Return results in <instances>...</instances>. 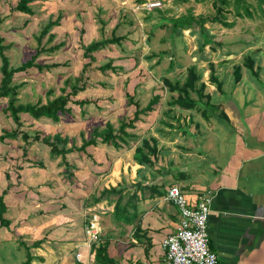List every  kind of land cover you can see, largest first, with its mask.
<instances>
[{
	"label": "crops",
	"instance_id": "crops-1",
	"mask_svg": "<svg viewBox=\"0 0 264 264\" xmlns=\"http://www.w3.org/2000/svg\"><path fill=\"white\" fill-rule=\"evenodd\" d=\"M0 1L5 7H10V12L11 9L18 12L14 9L20 0ZM64 1L62 4L61 0H35L30 4L33 15L19 12L21 16H18L24 17L22 26L31 22H38L40 26V19L43 22L48 19L41 26L42 29L50 21H56L59 15L62 17L59 24L46 35L47 40L42 45L48 55L43 56L45 62L38 64L59 65L45 70L49 73L65 67L66 63H61V60L48 61L54 56V52H49L51 47L46 45L50 34L61 41V37L73 31L72 26L75 29L85 23V19L78 17V14L75 17L73 13L79 0ZM156 25L157 22L152 24L155 30L158 29ZM91 39H94L92 35ZM231 43L226 45L223 53L218 54L222 58L212 62L222 87L218 90L215 85L207 84L206 94L211 97L212 106H217L210 113L203 114L201 111L204 109L170 107L169 101L177 94L155 85L129 84L125 91V85L121 90H111L108 85L93 86L88 83L84 91L72 98L68 107H79L81 110L92 104L101 108L103 101L100 100V92L103 95L107 89L108 101L114 100L112 108L102 111L107 114L103 124H100V116H90L87 121L80 119L74 123L83 137L80 143L75 144L78 148L84 139L92 137L94 129L103 130L110 123L117 133L122 121L129 123L134 119L137 108L128 104L127 93L134 97L135 103L141 105L140 109L148 106L154 96L161 99L153 112L141 115L135 127L126 130L135 137L127 144L120 143L116 147L104 144L98 138V143L85 151L75 150L68 154L67 157H73V164H69L68 172V167L59 169L58 174L68 173L62 176L63 181L52 184L35 178L34 173L38 174L42 169L31 167L34 161L29 156L25 157L27 166L20 172L18 182L8 169L2 172L0 196L9 185L12 188L4 197L7 206L4 218L11 224L10 227L0 224V264H25L28 254L30 264H95V247L100 240L90 244L85 229L94 217H98L101 239L103 215L112 221L111 230L105 237L111 240L109 256L116 264H162V243L176 231L181 221L178 207L166 200L168 189L172 186L179 187L193 205L202 196L212 197L208 230L210 248L218 256V264H264V84L261 82V78L264 80V52L260 48L245 52L246 46L243 49L237 47L240 42ZM223 44L219 45L221 49ZM207 47L212 52L217 51L216 47ZM62 48L66 47L62 46L55 53ZM208 53L205 58L202 57L208 66L207 70L201 68L204 78L205 75L209 78L210 59L217 55L213 53L209 56ZM248 54L254 55L256 61L255 55L259 57L256 73L244 68L243 78L235 83L234 68L243 65L241 58L245 59ZM260 54L263 55L261 58ZM193 56L197 62L201 57ZM177 58L181 60V57ZM186 59L190 58L186 56ZM163 60L160 54L157 62L162 61L168 68L171 60ZM193 64L196 63L185 65L184 69ZM181 69L182 64L176 61V72ZM164 71L167 69L161 73ZM64 82L67 83L68 79ZM22 83L25 85L20 91L26 86L25 82ZM71 85L68 82L67 91ZM64 88L65 85L60 88V95ZM47 101L38 102L46 104ZM79 101L88 104L81 108ZM124 108L127 110L125 115L120 110ZM83 112L86 114V111ZM43 120L57 125L60 123ZM88 129L90 133L86 135L83 130ZM61 135L66 137L65 134ZM151 138L157 142V156L152 157L153 164L140 165L135 160L136 148L144 139ZM29 172L32 173L25 175ZM69 173L74 175L72 180L68 179ZM111 187L122 190L120 220L115 218L118 196L97 201L101 192ZM79 255L81 258H78Z\"/></svg>",
	"mask_w": 264,
	"mask_h": 264
},
{
	"label": "rangeland",
	"instance_id": "rangeland-1",
	"mask_svg": "<svg viewBox=\"0 0 264 264\" xmlns=\"http://www.w3.org/2000/svg\"><path fill=\"white\" fill-rule=\"evenodd\" d=\"M61 1L62 4L65 2L64 0ZM156 1L162 3L159 10L163 12L166 18L179 17L189 12L195 15L215 14V9L211 0H79L73 13L75 17L78 14V17L81 16L85 19L84 25L80 27L77 26L75 29L72 26L73 31L61 37V41L59 38H55L52 43L46 44L48 47H54L60 43L65 44V49L62 48L60 52L56 53L54 51L53 58L48 60H61V63L66 62L65 67L52 70L50 73L47 72L49 70H44L43 73H40L32 69L27 74H17L15 77L16 83H26V86L20 91L19 97L21 103L36 104L39 100L45 103L47 99L50 100L60 95V88L66 85L64 80L68 79L69 85H71L74 82V78L76 79L77 76L81 75L82 65L89 62V60L85 59L83 56L85 47L93 41L101 40L104 37H111L115 28V34L118 37L126 36L127 39L122 42L121 46L118 44L111 45L94 54L96 60L88 73V83L90 85H108V88L111 90H121L125 85V91L129 84H131L130 86L147 85L151 87V85H155V87H165L163 79L168 78L174 80L177 77H182V74L186 73L184 69L185 65L196 63L199 68L207 70V62H205V60L203 61L202 57L205 58L207 52L210 53H208L209 56L215 53L217 55L213 56L214 58L210 59V61L214 63L217 62L219 58H222V56H218V54L223 53V50L227 49L226 45L233 44L231 43L233 41L240 42V45L237 46L240 49L246 46L245 52H252L257 48L262 49L264 52V5L261 4L260 0H246V3L251 6V16H242L239 18L234 15H229L228 20L234 22V27L231 29L223 28L219 24H207V28L210 29V36L214 37L217 43H225V45L223 44V49L215 43L214 47L217 48L216 52H212L209 47H207L204 52H200L199 44L202 41V37L199 34H193L190 30L184 32V37H178L172 40L169 35V30L162 28L153 29L152 24L156 22L159 24L162 20L158 13L159 10L149 9V5ZM232 2H234V0H232ZM233 5L234 4H231V9H233ZM62 7L60 6L59 9ZM242 8H244V6H242ZM8 9H10V7H5L0 1V20L1 18L3 19L0 21V33L5 39L4 45H10V49L6 50L5 53L10 58L12 66L16 67L31 59V57L36 54L37 49H41L43 43L46 42V36L43 37L40 44L38 38L42 30L41 26H43L48 19L45 22L40 19L39 22L42 23V25L40 23V26L38 22H31L29 25L22 26L24 17H18L21 16L19 12L15 13L12 9L10 12ZM151 11H154L152 14L154 15L153 21H149L147 18L148 13ZM91 35L94 39H91ZM164 38H166L165 41H163ZM164 51H168L170 54L164 55L163 61L169 62L172 56H174V58L176 56L175 60L177 63L182 64V71L176 72V69L170 71L169 67L167 68V66L164 65L165 63H161L162 65L157 64L156 56L151 58L152 53L159 56V53L162 52L163 55ZM194 54L201 56L198 62L197 58H193ZM45 55L47 56L48 54H41L36 60V63L45 62ZM186 56L190 59H186ZM255 56L257 57V62H259L258 55ZM259 56L261 58L263 55L260 54ZM177 57H181V60H178ZM120 60H123V62H119ZM111 61L114 66L121 68L118 70V73H114L111 70L102 73L98 70L100 66L106 65ZM241 61H244V57L241 58ZM166 69L167 71L161 73V71ZM1 78L2 75L0 72V82ZM203 80L206 84H211L206 75ZM261 82L264 84L262 78ZM50 89L54 91V94L48 96L47 93ZM108 92L109 89L103 91V95L102 91L100 92V100L103 101V103H101V108H98L95 104L87 106L83 110L79 109V107L72 108L70 113L61 115V121L58 125L43 120L47 118L36 120L30 115L22 114L21 119L23 126L20 128V131L27 132L32 139L35 137L40 139V136H53L59 133L65 134V136L69 138L68 148H70L80 143L83 138L80 136V130L75 128L74 123L79 122L80 119L81 121H87L90 119V116H100L99 119L102 121L100 124L104 123L107 114H104L102 111H107L108 108H112L114 102V100L108 101L110 99L106 97ZM6 107L7 99L0 98V136L3 134L4 130H15L17 128L13 120L5 112ZM202 108L204 109V107ZM215 109V107H211L208 112L210 113ZM120 110H122L121 113L123 115L127 112L125 108ZM83 111H86V114H84ZM89 131V129L83 130L86 135ZM88 137L90 136L88 135ZM39 139L38 141L34 139L31 145L28 146V156L31 158V161H34L36 164L40 162L43 164L45 163L48 168L44 165V170L42 168L38 174L34 173L36 176L35 178L38 180H46L47 182L50 181L52 184H54V182L56 184L58 180L63 181L62 176L68 173L62 172L58 174L61 167L63 169L67 168L63 165L62 157L58 156L52 160L50 157V148ZM62 146V144H59L60 148ZM24 148V142L21 139L15 141L6 140L5 142L0 141V175L8 169L12 177L14 179L16 178L18 182V179L21 178L20 172L23 171V167L27 166L28 161L23 156ZM67 161L69 164H73V157L69 155ZM31 173L32 172L25 173V175ZM17 175H19L18 178ZM111 223L112 221H110L106 215L102 216V238H107L105 236L107 235L106 233L111 230ZM110 235L111 234L108 236ZM3 253H5V251Z\"/></svg>",
	"mask_w": 264,
	"mask_h": 264
},
{
	"label": "trees",
	"instance_id": "trees-1",
	"mask_svg": "<svg viewBox=\"0 0 264 264\" xmlns=\"http://www.w3.org/2000/svg\"><path fill=\"white\" fill-rule=\"evenodd\" d=\"M35 0H20L18 5L15 7V11L25 13L28 15H33V11L30 8V4ZM200 1V0H199ZM212 5L215 9V14L213 15H195L192 12H189L186 15H181L175 18H166L163 15V12L159 10V16L161 21L158 25V28L169 30V35L172 40L178 37H184L183 34L185 31L190 30L193 34H199L202 37V41L200 42L199 51L204 52L207 46H211V48H215L214 44H218L222 46V43H217L215 38L210 36L209 28H207V24H219L224 28L231 29L234 26V22H230L228 20L229 15H234L236 17L241 18L242 16H251L250 5L246 3V0H211ZM261 4L264 5V0H260ZM231 4L233 5V9H231ZM244 6V8H242ZM243 10V11H242ZM243 12V14H242ZM154 11L148 13V20L152 21L154 15H152ZM164 17V18H163ZM61 16L57 18L56 21H50L40 32V36L38 38L39 44L41 43L43 37L51 32V30L57 26L61 20ZM155 29V28H154ZM116 30V28H115ZM115 30L112 33L111 37H104L101 40H96L91 42L84 49V58L88 59L89 62L84 65L81 75L76 78L73 84L69 87L70 92L67 91L68 82L65 85V88L62 89V94L57 96L53 100H48L46 104H42V102H38L37 104L31 103H21L19 99L20 89L25 85L24 83H15L14 78L16 74L26 73L32 68H37L40 72L44 70H51L53 68L59 67L57 64L43 65L36 63L38 57L46 52L47 49L41 47L37 49L36 54L31 57L28 61L22 63L20 66L14 67L11 64L10 58L6 55L5 51L9 48V45H4L5 39L2 37L0 33V72L2 75L0 82V98L7 99V107L5 108V112L9 115V117L13 120L17 128L15 130H4L3 134L0 136V141L5 142L6 140H18L21 139L24 142V152L23 156H28V146L31 145L32 141L35 139L38 141V137L32 139V137L27 132L20 131V128L23 126V122L21 119L22 114H29L36 120H40L42 118L51 119L54 122H60L61 115H66L72 111V108L68 107L69 103L72 102V98H75L80 92L84 91L88 85L89 80V70L92 67L93 63L96 60L94 56L98 51L109 47L111 45L118 44L122 45V42L127 39L126 36L118 37L115 34ZM56 38V35L50 34L48 43H52ZM166 38L163 39L165 41ZM63 43L55 45L54 47L49 48V52H54L59 50ZM162 54V52L160 53ZM159 54V55H160ZM170 54L168 51H164L163 55ZM173 54V53H172ZM159 57L156 54L151 55L152 57ZM171 59L169 70L174 71L176 69V61L174 60V56ZM162 61H158L157 64H161ZM256 58L252 54L246 55L244 59L243 65L235 66V83H238L243 78V69L246 68L251 72H255L256 67ZM118 68L114 66L113 62L106 65H102L98 68L102 73L111 70L114 73H118ZM209 80L212 85H215L218 90L222 87V81L220 80L216 66L214 63H209ZM186 73L182 74V77H177L174 80L164 78L163 83L165 88L170 93L177 94L176 97H172L169 101V106L172 108L179 107L184 110H195V109H203L201 112L205 114L208 112L212 106L211 97L206 94L207 84L203 80L204 73L201 68L198 67L197 64H193L188 66L186 69ZM54 94V91H49L47 93L48 96ZM197 96V97H196ZM127 99L129 105H135L137 111L135 112L134 119L129 123L122 121L115 133L113 125L108 123L106 128L101 130L99 128L94 129L92 132V137L89 140L84 139L81 147H76L75 145L68 148L69 138L63 137L61 134H55L53 136H44L40 139L45 145L51 148V157L56 158L58 156L62 157L63 165L68 167L67 172L71 165H69L67 161V155L78 151H85L89 146L96 145L98 143V138H101L102 143L104 144H112L116 147L120 145V143L127 144L128 141L134 139L135 137L132 134L126 132L128 128H134L135 122L140 119L141 115H148L149 113L154 111V106H156L160 102V97L154 96L148 106L140 109L141 105L134 101V97L128 95ZM79 105L81 108L88 104L86 101H79ZM204 104V106L202 105ZM206 105V106H205ZM169 112V110H168ZM59 144L63 146L60 148ZM158 153L157 142L151 139H144L142 144L136 148L135 160L140 165H150L153 164L152 157H156ZM31 167L44 168L43 163L36 164L35 162L31 164ZM21 169V167H20ZM73 173H69V179H73ZM7 179L10 180L9 174H7ZM11 185L8 186L7 190H5L0 196V224L2 227H10L11 222L4 218V214L7 212V206L4 201L5 195L11 190ZM121 194L122 190L117 189L116 187H111L110 189H105L101 192L100 197L97 199L98 202H101L104 199H112L114 196H118V202L116 204V219H121ZM117 216V217H116ZM119 219V220H120ZM111 240L109 237L100 239L99 244L95 247V264H116V261L109 256V248H110ZM26 247V246H25ZM28 253L29 249L26 247ZM30 254L27 255V261L25 264H30Z\"/></svg>",
	"mask_w": 264,
	"mask_h": 264
},
{
	"label": "built area",
	"instance_id": "built-area-1",
	"mask_svg": "<svg viewBox=\"0 0 264 264\" xmlns=\"http://www.w3.org/2000/svg\"><path fill=\"white\" fill-rule=\"evenodd\" d=\"M162 6L160 1L152 2L150 10ZM166 200L174 203L181 214L176 231L162 243L164 260L162 264H218V256L210 248L209 216L212 197L205 195L196 204H191L185 193L177 186L168 189ZM90 244L100 240L99 218L94 217L85 229ZM78 258H81L80 255Z\"/></svg>",
	"mask_w": 264,
	"mask_h": 264
}]
</instances>
